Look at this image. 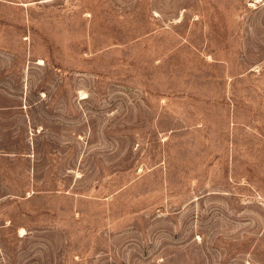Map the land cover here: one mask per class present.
Returning <instances> with one entry per match:
<instances>
[{"label": "rangeland", "instance_id": "rangeland-1", "mask_svg": "<svg viewBox=\"0 0 264 264\" xmlns=\"http://www.w3.org/2000/svg\"><path fill=\"white\" fill-rule=\"evenodd\" d=\"M0 264H264V0H0Z\"/></svg>", "mask_w": 264, "mask_h": 264}]
</instances>
